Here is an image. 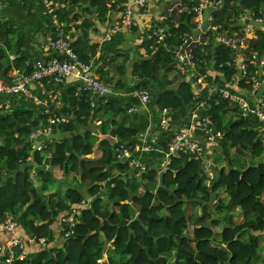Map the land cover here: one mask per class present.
I'll return each instance as SVG.
<instances>
[{
    "label": "trees",
    "instance_id": "trees-1",
    "mask_svg": "<svg viewBox=\"0 0 264 264\" xmlns=\"http://www.w3.org/2000/svg\"><path fill=\"white\" fill-rule=\"evenodd\" d=\"M230 1L232 0H226L224 7L214 13L216 22L226 28L234 22L230 21V16L226 14L229 8L239 13L246 7L253 12L256 19L264 17L261 12L264 0H235V7H231ZM112 2L118 5V11L124 10L125 6L121 7L119 0ZM195 16L196 13L192 10L182 12L177 19H170L164 25L167 29L164 42L157 43L155 37L151 38L153 43L158 44L159 49L153 60L144 61L137 66L141 77L154 80L157 78L162 67L160 55L166 51L164 44L181 45L184 36L195 27L192 22ZM51 21V18H46V23L50 26ZM261 26H264V23ZM12 29L0 19V69L5 74L12 70L13 66H5L4 60L9 54H14L17 57L16 67L26 68L24 72L28 73L32 71L33 65L25 67L21 44L11 43L9 36L13 33ZM255 35V38L249 39L244 52L247 56L257 52L259 60H264V30L256 28ZM205 48V54L201 52V48L193 49L195 59H202L204 56L212 70L223 73L226 82L219 76H215L217 80H213L215 74L208 73L209 65L199 60L198 72L208 74V81L215 84L212 86L227 87L237 72L234 63L228 64V61H233L234 54L225 44H210ZM248 70H256V67L251 66ZM165 73L170 80L181 72L172 66L166 68ZM241 78L239 87L247 89L250 86L248 79ZM146 79L129 90L147 89ZM227 88L242 94L236 89L237 86ZM150 94L149 106L153 110L155 120L165 108L174 111L188 107L190 116L195 103L206 101L210 125L219 135L214 145L222 157L213 165V183L208 185L202 175L204 162L190 158L187 154L171 158L162 180L160 170L156 167L147 165L145 171H140L118 161L115 148L121 143L130 147L135 144L129 142V139L135 137L137 131L126 127L112 131V136L117 139L113 143L103 139L97 145L93 140L97 137L84 130L72 140L46 138L43 150H34L28 137L40 126L49 124V115L45 113L36 119L32 110L18 109L0 119V136L12 138L16 134L19 135L13 143L0 142V222L7 212L18 214L28 205L19 221L30 236L35 235L38 239L45 236L48 242H52L55 238L50 229L53 220L59 214H66L71 206L85 199L76 187L77 173L83 178L90 177L97 183L91 187L90 193L94 198L82 210L75 234L65 239L62 248L48 247L34 256L15 257L11 264H103L99 258L102 257L108 242L113 253L108 264H264L259 242V234L264 232V161L237 168L232 160L233 150L238 155L250 152L253 157L264 156V130L261 129L260 123L252 115L242 118L238 106L222 99L218 92L213 94L211 99H208L207 90L195 94L191 83L185 79L177 90L155 88L150 89ZM194 96L197 98L195 101ZM101 99L98 98L97 101L100 102ZM123 101L124 98L121 97L108 98L105 112H108L114 123L118 114L138 103L129 101L131 103L126 105L116 104ZM89 103L83 99L81 107L85 117L91 114ZM155 107L158 109L155 110ZM81 114L82 111L77 116L78 120ZM158 120V126L153 130L159 132L157 137L148 138L155 140L156 147L165 151L174 133L172 130L161 128L160 117ZM83 123H86V120ZM182 123L183 126L188 125L187 120ZM58 128L62 133L72 132L75 125L73 121L55 124L53 131L56 132ZM102 133L106 135L105 132ZM154 154L163 155L154 150L147 152L145 157H152ZM31 157L39 164L49 161L53 165V172H33L29 167L26 171L16 174L14 171L21 168ZM145 157L143 156L142 160L146 162ZM112 162L118 163L120 175L109 178V172L105 171V168ZM64 170L68 177L74 174V177L69 178L65 195L61 196L62 192L59 191L50 192L51 194L46 196L44 190L53 181L52 176L58 175L59 172L64 174ZM41 180L43 183L39 186ZM127 199L128 202H124ZM214 199L217 202L209 210L208 205ZM197 205H201L204 210L198 221L194 222L192 213ZM238 211L241 212L240 216L236 215ZM223 212L224 216H221ZM249 215H254L255 218L251 219ZM227 217L243 219L225 224L223 219ZM7 258L6 254L0 256L4 261H7Z\"/></svg>",
    "mask_w": 264,
    "mask_h": 264
},
{
    "label": "crops",
    "instance_id": "crops-1",
    "mask_svg": "<svg viewBox=\"0 0 264 264\" xmlns=\"http://www.w3.org/2000/svg\"><path fill=\"white\" fill-rule=\"evenodd\" d=\"M45 1L46 0H4V8L0 12V19H2V22H6L9 24V27L13 28V33L9 36L12 41L11 43L15 44L19 42L21 44V51L25 59L24 63H26L25 67H30L37 59L47 58L50 55L47 44L48 39L55 36L56 31L54 29V25L56 21L52 20L50 14L48 13ZM114 1L116 2L118 0ZM119 1L121 7L131 6L133 8L136 26L132 29L123 28L118 32H114V26L120 21L121 12L118 11V5L113 4L112 0H51L58 11V21L64 24L69 40L72 42L73 47L82 59L94 62L99 78L108 84L115 93L119 95H132L130 98H124L122 103L118 102L116 104L126 105L127 103H131L129 101H137V105H131L132 107L126 108L123 112L118 114L114 119L116 120L114 123L108 112H105V106L109 97L102 98L100 102H98V98L96 99L90 91L84 88V81L75 77H70L65 82L57 84L53 82L52 79H45L31 85V93L34 97H38V101L33 100V98L0 95V119L18 109L23 108L32 110L33 117L38 119L40 116L44 115L45 110L50 107L56 111L59 116L65 117L67 122L73 121L75 125L74 131L72 132L62 133V131H60L58 138L60 140L63 138L72 140L76 134L84 132L87 124L91 122H95L97 124L99 134H103L102 132H105L111 136L112 131H116L119 127L135 129L137 131L136 136L129 139V142H135L134 146L131 147L136 149V156L145 157L147 152L142 153L139 148L142 146L147 135L148 137H157L159 132L157 130L153 132V130L157 128L159 122L158 118L160 116H158L157 120H155L152 108H150L149 105L147 107L140 105L139 92L141 90L135 88V90L130 91L129 88L137 87L138 84L147 78L148 88L144 90L150 91V89L152 90L155 88H159L161 90H177L179 89L182 80L185 79L191 83L192 91L195 94L202 91L195 81V73H198L197 65L196 68L190 67L189 70L185 73H180L181 75H177L174 79L169 80L166 76V68L172 66L176 67L175 51L180 44H164L166 51L160 55L162 59V67L155 80L150 79L149 77H141L140 70L137 68V66H139L142 62L153 60L155 54L158 52V44L153 43L151 40L152 37H150L154 30L160 25H166V22L170 19H177L182 12H188L193 6H196L202 0H147L146 8L137 7L135 0ZM225 2L226 0H223L220 7L205 9L203 12V19L205 12L208 10V21H216L214 13H218V11L224 7ZM235 3H237V1L232 0L229 4L231 7H235ZM261 12H263L264 15V4L261 7ZM226 14L230 16V21L234 20L233 24L229 27L226 28L223 26L224 30L229 34L241 36L246 33L253 32L250 33V35L255 37L256 28H262L264 30V26H261L262 23L257 21L253 12H251L249 8L243 7L239 13L235 12V9L229 8ZM46 18H51L53 27L46 23ZM192 22L196 26L198 22L196 16L193 18ZM189 34H200L203 39L206 40L205 44L195 45L193 47V49L195 47L196 49H203L201 52H204V54L207 51L205 48L206 45L218 43L213 33L208 34L206 32L204 33V31H195V27L186 36ZM186 36H184V38ZM1 44L3 45V43ZM168 54L171 55L169 56ZM239 54L241 56H237V60L240 63L245 60V58L242 57L245 56V54L243 52ZM16 60L17 57H15L14 54H9L4 60L5 66H13L12 70L6 74L2 70L5 77H10L13 72H24V69H26L16 67ZM198 60L201 63H207V65H209L210 70L208 73L212 72V74H215L213 75V80H217L215 76H219L222 81H225L223 73L211 69L208 59L203 56L202 59ZM198 60H196L197 64ZM241 77V69L237 66V72L234 74L229 83L233 87L237 86L236 89L242 94H246L247 89L239 87V83L242 79ZM193 78H195V80H193ZM83 99L90 102L88 106L91 114L88 117L83 115V109L81 107ZM92 100H96L95 107H92L91 105ZM195 100H197L196 96H194V101ZM97 108L99 109L96 110ZM157 109L158 108L155 107V110ZM80 111H82V114L80 115V120H78L77 116ZM205 111L202 110L201 113H204ZM189 114L190 109L188 107H182L174 111L168 108V112L166 113V117L169 120L168 129L172 130V133H174L173 135L182 132L183 130H189L190 126H183L184 123H182L184 120L188 121ZM84 120H86V123H83ZM91 133H93L94 137H97L93 140L98 145V143L101 142V137L99 134L94 132ZM190 133L193 137L200 138L205 143V147L207 145L206 156L209 159L208 163L210 165L214 164L215 161H217L218 156H221L220 151L215 148L214 143H210L205 140L203 133L200 132L197 126L194 128L191 127ZM18 137L19 135L17 134L12 138L2 135L0 136V142L2 144L9 143L10 141L13 143L18 139ZM163 155L156 156V154H154L152 157H145L146 164L148 166L156 167L160 171H165L168 163ZM31 160H34L33 157L30 158V161ZM45 163L48 165L51 164L49 161H46ZM30 167L33 172L37 170L33 166ZM107 170L110 175L109 178L120 175L117 162H112L108 165L105 168V171ZM56 176L59 178L65 177L66 179L60 183L52 179L53 181L48 184L49 187L44 190V194L46 196H49L51 194L50 192L56 193L59 191L62 192L60 195L64 196L65 190L68 187L69 178L74 177V174H70V177H68L66 173L63 174V172H59ZM76 176L78 179L76 187L82 193L83 198L90 203L94 198L90 193V190L91 187L97 183V181L92 180L90 177L83 178L80 173H77ZM214 180V176L211 178L206 177V183L208 185L212 184ZM41 183H43V180L39 182V186H41ZM49 189L51 190L48 191ZM56 198H58V196L55 197V199ZM124 202H128V199ZM216 202V199H214L213 202H210V205H208L209 210L215 206ZM27 208L28 205L24 206L18 214L7 212L5 217L13 215V217L19 222L16 235L29 239L31 237L30 234L27 233L26 228L23 227L19 221V217L21 216L23 210H26ZM203 210L204 208L201 205H197L193 209L192 220L194 222L198 221ZM64 215V213L59 214L50 224V229L52 230L53 235H55L54 240L52 242H48V239L45 236L40 237L38 240H26L23 257L25 255H37L38 252L44 248H62L64 246V223L62 220ZM236 215L240 216L241 212H236ZM248 217L251 219L255 218L254 215H249ZM242 219V217L235 219L227 217L224 218L223 221L226 224L234 223L237 220L239 221ZM14 235L15 234L11 231L0 226L1 243H6ZM259 235L261 253L264 256V232ZM41 239L44 241H41ZM111 248L112 247L109 242L105 244L103 255L99 258L101 263L108 264L109 257L113 256ZM2 255L4 254L0 253V256ZM11 262L12 259L9 257L7 258V261L0 259V264H11Z\"/></svg>",
    "mask_w": 264,
    "mask_h": 264
},
{
    "label": "built area",
    "instance_id": "built-area-1",
    "mask_svg": "<svg viewBox=\"0 0 264 264\" xmlns=\"http://www.w3.org/2000/svg\"><path fill=\"white\" fill-rule=\"evenodd\" d=\"M45 6L52 20L56 21L54 29L56 34L53 38L48 39V51L50 55L47 58L37 59L32 66V71L26 72H13L10 77H5L0 69V95H9L11 97H23L33 98L38 101V97H34L31 93V85L33 83L41 82L45 79H52L53 82L60 84L65 82L70 77H75L85 82V89L90 91L92 95L97 98L106 97L109 92H112V88L99 78L96 72V68L93 61H84L79 54L75 51L72 42L69 40L66 28L64 24L58 21L59 14L55 5L51 0L45 1ZM223 0H202L196 6H193L190 10L196 13L197 24L195 31H206L213 33L216 37L218 44H225L229 47L234 54L233 61H228V64H235L239 66L242 72V77L248 79L250 86L247 88L246 94H239L232 91L230 84L227 87H214L213 83L208 81V74L195 73L196 82L200 90H207L208 99L218 92V95L222 99L228 100L231 104L238 106L241 110L243 117L252 115L260 123L261 129L264 130V93L261 97H257L256 94L260 88L264 87V60H259L258 53L252 52L249 56L245 54V50L248 47L249 39L254 38L249 32L243 37L235 34H229L224 30L223 25L220 22L211 20L208 21V27L203 30V12L207 8L220 7ZM135 4L139 8H146L147 0H135ZM4 8V0H0V12ZM134 12L131 6L125 7L121 12L120 21L114 26V32L126 28L132 29L136 26L134 20ZM257 21L264 23V17L257 18ZM150 37H155L157 43L164 42L167 37V29L165 26H158ZM206 41L198 34H189L186 36L181 45L175 51L176 67L181 73H185L190 67L197 65L195 55L193 53V47L195 45L205 44ZM244 53L245 60H237V56H241L239 53ZM239 63V64H238ZM256 67V70L249 71L248 68ZM83 88V89H84ZM151 94L149 90H141L139 92L140 105L147 107L149 105ZM96 100L91 101L92 107H95ZM206 101L196 103L191 110V115L188 119L189 130H183L175 134L168 142V147L165 151L158 149L154 143L155 140H149L148 135L144 139L142 146L139 150L143 152H151L157 150L164 154L167 163L171 161V158L178 156L179 154H187L190 158L201 160L204 162L202 175L206 178H211L214 175L213 165L208 163V157L206 156L205 143L197 137H193L190 133L191 127H196L203 133L205 140L210 143H215L218 138V133L215 128L210 125L209 116L206 113ZM134 109V108H132ZM202 110H206L201 113ZM168 108H165L161 112L160 127L164 130H168L169 120L166 113ZM45 113L49 115V124L47 126H40L29 135V140L32 142L34 150L42 151L44 147V139L47 138L49 133H53V126L55 124L67 122L65 117L59 116V114L52 108H47ZM38 141L41 143L38 144ZM116 159L122 163H127L132 168H138L140 171L147 169V164L142 160L141 156L135 155V148H132L124 143H121L115 148ZM88 205L86 199H83L79 204L71 206L69 211L63 217V223L65 231L63 232V238H68L75 234L76 226L80 222L82 216V210ZM0 226L6 230L15 234L6 243L0 242V253L6 254L10 259L15 257L23 258V251L26 246V240H32L38 238L33 235L29 239L16 235V230L19 226V222L13 217V215L6 216L1 222ZM41 241H44L41 239Z\"/></svg>",
    "mask_w": 264,
    "mask_h": 264
},
{
    "label": "water",
    "instance_id": "water-1",
    "mask_svg": "<svg viewBox=\"0 0 264 264\" xmlns=\"http://www.w3.org/2000/svg\"><path fill=\"white\" fill-rule=\"evenodd\" d=\"M208 17H209V11L207 10L204 14V23H203V29L206 30L207 27H208ZM264 93V87L260 88V90H258L256 96L257 97H261ZM132 95H119L117 93H108L106 95V97H110V98H118V97H121V98H130ZM243 118V116H241ZM85 130L86 131H89V132H94L96 134H99V130H98V127H97V124L95 122H91L89 123L86 127H85ZM59 132H60V129L58 128L56 132L54 133H49L47 138L49 139H54V140H58L59 138ZM99 136L101 137V141L103 139H108L110 142H116V138H114L113 136L109 135V134H99ZM41 142L38 141V144H40ZM100 145V144H99ZM32 154H34V152H32ZM30 166H33L35 169L37 170H40V171H48V172H53V165L50 164L48 165L47 163H43V164H39L37 161L35 160H29L25 163L22 164V167L15 170L14 172L17 174L19 172H24L27 170V168H29ZM66 173V170H64V174ZM164 174V171H160V179L162 180V176ZM52 179L56 180L57 182H62V181H65V177H62V178H59L57 177L56 175H53L52 176ZM243 179V177H242ZM209 224L207 223L206 226H208Z\"/></svg>",
    "mask_w": 264,
    "mask_h": 264
},
{
    "label": "rangeland",
    "instance_id": "rangeland-1",
    "mask_svg": "<svg viewBox=\"0 0 264 264\" xmlns=\"http://www.w3.org/2000/svg\"><path fill=\"white\" fill-rule=\"evenodd\" d=\"M109 93H115L114 91ZM44 142H47V139H44ZM125 144V143H124ZM222 159L221 156H218L217 160ZM232 160L237 168H244L249 165L258 164L259 162L264 161V156L261 157H253L251 153H247L245 155H238L235 150L232 151ZM216 163V161H215ZM241 170V169H240ZM221 216H224V212L221 214Z\"/></svg>",
    "mask_w": 264,
    "mask_h": 264
},
{
    "label": "clouds",
    "instance_id": "clouds-1",
    "mask_svg": "<svg viewBox=\"0 0 264 264\" xmlns=\"http://www.w3.org/2000/svg\"><path fill=\"white\" fill-rule=\"evenodd\" d=\"M256 36V35H255ZM255 38V37H254Z\"/></svg>",
    "mask_w": 264,
    "mask_h": 264
}]
</instances>
